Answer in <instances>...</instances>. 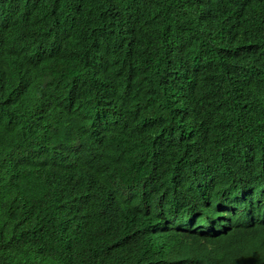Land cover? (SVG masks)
Segmentation results:
<instances>
[{
	"label": "trees",
	"instance_id": "obj_1",
	"mask_svg": "<svg viewBox=\"0 0 264 264\" xmlns=\"http://www.w3.org/2000/svg\"><path fill=\"white\" fill-rule=\"evenodd\" d=\"M0 264H264V0H0Z\"/></svg>",
	"mask_w": 264,
	"mask_h": 264
}]
</instances>
